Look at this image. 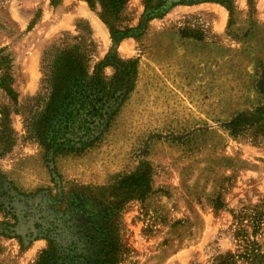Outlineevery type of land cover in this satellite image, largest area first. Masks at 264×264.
Returning a JSON list of instances; mask_svg holds the SVG:
<instances>
[{
    "label": "rangeland",
    "instance_id": "374dc122",
    "mask_svg": "<svg viewBox=\"0 0 264 264\" xmlns=\"http://www.w3.org/2000/svg\"><path fill=\"white\" fill-rule=\"evenodd\" d=\"M143 8L144 0H128L115 25L135 26ZM99 11L83 0H0V48L12 58L20 103L38 88L42 52L76 34L77 21L91 27L92 60L103 57L111 41ZM115 49L138 57L134 88L99 145L54 158L58 173L68 183L106 185L149 167L151 192L122 209L128 253L118 264H228V254L233 264H256L245 251L264 256V145L232 137L225 123L264 103L255 87L264 0H234L231 15L215 3L176 5ZM49 166L37 143L19 139L0 159V176L33 191L52 186ZM45 244L0 237V264H31Z\"/></svg>",
    "mask_w": 264,
    "mask_h": 264
},
{
    "label": "trees",
    "instance_id": "16d2710c",
    "mask_svg": "<svg viewBox=\"0 0 264 264\" xmlns=\"http://www.w3.org/2000/svg\"><path fill=\"white\" fill-rule=\"evenodd\" d=\"M83 1L93 11L99 8V18L108 28L111 46L100 60H92L95 43L91 27L77 21L76 34L64 33L42 52L38 88L20 103L12 88V58L0 48V159L20 139L37 143L51 163L52 186L33 191L19 189L0 176V237L15 238L21 246L37 239L46 242L31 264H118L127 255L122 209L133 195L143 200L151 192L149 167L141 165L106 185H84L64 181L54 158L79 155L99 145L132 92L138 57H121L115 49L121 41L141 37L149 21L163 17L176 5L215 3L231 15L234 0H144L137 24L123 27L115 23L128 0ZM38 17L37 13L34 19ZM31 26L32 22L28 28ZM255 87L264 98V54ZM225 128L232 137L250 138L264 145V103L251 112L236 113ZM18 228H22L21 233ZM245 257L264 264L258 247L249 252L246 249ZM226 258L233 264L232 254Z\"/></svg>",
    "mask_w": 264,
    "mask_h": 264
},
{
    "label": "crops",
    "instance_id": "0c3cea01",
    "mask_svg": "<svg viewBox=\"0 0 264 264\" xmlns=\"http://www.w3.org/2000/svg\"><path fill=\"white\" fill-rule=\"evenodd\" d=\"M185 6H187V5H185ZM192 6V5H191Z\"/></svg>",
    "mask_w": 264,
    "mask_h": 264
}]
</instances>
